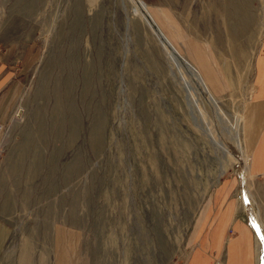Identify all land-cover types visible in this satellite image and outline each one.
Listing matches in <instances>:
<instances>
[{
	"label": "rangeland",
	"instance_id": "rangeland-1",
	"mask_svg": "<svg viewBox=\"0 0 264 264\" xmlns=\"http://www.w3.org/2000/svg\"><path fill=\"white\" fill-rule=\"evenodd\" d=\"M140 1L210 94L136 0H0V233L28 264L58 234L79 235L94 264H184L230 177L260 215L230 130L264 0ZM217 65L211 88L203 69Z\"/></svg>",
	"mask_w": 264,
	"mask_h": 264
},
{
	"label": "crops",
	"instance_id": "crops-1",
	"mask_svg": "<svg viewBox=\"0 0 264 264\" xmlns=\"http://www.w3.org/2000/svg\"><path fill=\"white\" fill-rule=\"evenodd\" d=\"M217 67L203 69L211 88L222 82V69ZM242 114L246 174L251 180L247 185L254 208L260 213L264 233V35L254 59L251 87ZM219 182L211 194L212 200L203 207L196 233L192 235L196 245L184 264H264L261 235L251 220L244 195L242 198L240 195L243 184L236 177ZM8 236L0 233V264H28L29 255L25 260L20 257L8 246ZM82 245L77 234H58L53 251L44 250L38 261L33 255L30 259L32 264L36 261L37 264H94L93 257Z\"/></svg>",
	"mask_w": 264,
	"mask_h": 264
},
{
	"label": "bare ground",
	"instance_id": "bare-ground-1",
	"mask_svg": "<svg viewBox=\"0 0 264 264\" xmlns=\"http://www.w3.org/2000/svg\"><path fill=\"white\" fill-rule=\"evenodd\" d=\"M138 2V4L140 5V7L142 8L147 20L149 21V23L152 25V27L155 29V31L158 33L159 37L163 40V42L171 49L172 54L174 59L178 62V64L180 66H183L185 68H187L194 76L195 80L201 85V87L208 93L210 94V90L206 84V82L204 81L203 77L200 76V74L198 73L197 68L195 67L194 64H192L186 57L181 56L176 49L173 47V45L170 43L169 39L166 37V35L163 33V31L161 30V28L158 26V24L156 23V21L152 18V16L150 15V13L148 12V10L145 8V6L142 4V2L140 0H136ZM141 2V3H140ZM240 78V77H239ZM186 79L188 80V78L186 77ZM241 82V81H240ZM230 132L233 134L232 136L235 139V143L237 145V148L239 150V152L241 153V155H244V147H243V143H242V137H241V131H240V126L237 125L235 127V131L230 130ZM247 159L245 158L244 160V167H243V175L244 177L246 176L247 173ZM243 177V178H244ZM244 192L248 193V189L246 186H244ZM253 224L255 225V227L257 228L259 234L261 235V239L264 245V233L262 231V224H261V219H260V215H257L253 218ZM260 237V236H259ZM260 242V240H259Z\"/></svg>",
	"mask_w": 264,
	"mask_h": 264
},
{
	"label": "built area",
	"instance_id": "built-area-1",
	"mask_svg": "<svg viewBox=\"0 0 264 264\" xmlns=\"http://www.w3.org/2000/svg\"><path fill=\"white\" fill-rule=\"evenodd\" d=\"M4 130V124L0 121V141Z\"/></svg>",
	"mask_w": 264,
	"mask_h": 264
},
{
	"label": "water",
	"instance_id": "water-1",
	"mask_svg": "<svg viewBox=\"0 0 264 264\" xmlns=\"http://www.w3.org/2000/svg\"><path fill=\"white\" fill-rule=\"evenodd\" d=\"M141 3V2H140Z\"/></svg>",
	"mask_w": 264,
	"mask_h": 264
}]
</instances>
